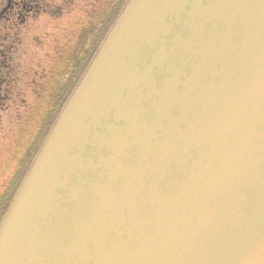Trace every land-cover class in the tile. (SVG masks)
Returning a JSON list of instances; mask_svg holds the SVG:
<instances>
[{"label":"water","instance_id":"95a60500","mask_svg":"<svg viewBox=\"0 0 264 264\" xmlns=\"http://www.w3.org/2000/svg\"><path fill=\"white\" fill-rule=\"evenodd\" d=\"M0 264H264V0H126L0 221Z\"/></svg>","mask_w":264,"mask_h":264},{"label":"flooded vegetation","instance_id":"af4514ba","mask_svg":"<svg viewBox=\"0 0 264 264\" xmlns=\"http://www.w3.org/2000/svg\"><path fill=\"white\" fill-rule=\"evenodd\" d=\"M48 2H0V24L6 34L3 41H18L17 46L3 44V50L0 49L3 58L0 61V221L99 44L94 46L93 41L106 16L112 13L115 0H104L84 21H67L64 29L59 22L69 16L72 7L66 10L56 7V13L50 12L52 6ZM41 17L51 19L55 25L53 32L39 39L34 50L24 51L21 61L16 60L17 49L31 34L33 23L38 26Z\"/></svg>","mask_w":264,"mask_h":264},{"label":"rangeland","instance_id":"374dc122","mask_svg":"<svg viewBox=\"0 0 264 264\" xmlns=\"http://www.w3.org/2000/svg\"><path fill=\"white\" fill-rule=\"evenodd\" d=\"M49 1L48 3L52 6V9H50V12H55L57 9L56 7H63L66 9L72 7L71 11H68L67 17L63 18L59 24L63 27V29L67 26L66 22L70 21V23L75 22H81L82 20L86 18V16L93 14V12L96 11V9H99V6L101 3L104 2V0H45ZM73 2V4H71ZM64 10V11H65ZM85 11H88V14H85ZM56 13V12H55ZM55 13H50L51 16H55ZM57 17L58 13H57ZM49 19V17H41L39 20V24L37 27H35V24L33 23L31 34L27 35V40H24L22 44H20L19 49L16 51V60L21 61L23 59V53L26 50H34V47H36L38 40L43 39L47 37V35L51 34L53 31V27L55 26ZM3 37H6L5 30L2 28V25L0 24V49L3 44H9L13 46H17L18 41H14V43H7L3 41ZM13 39V38H12ZM23 39V37L21 38ZM3 50V49H2ZM0 50V51H2ZM28 50V51H29ZM1 53V52H0ZM2 57L0 54V61H2Z\"/></svg>","mask_w":264,"mask_h":264},{"label":"trees","instance_id":"16d2710c","mask_svg":"<svg viewBox=\"0 0 264 264\" xmlns=\"http://www.w3.org/2000/svg\"><path fill=\"white\" fill-rule=\"evenodd\" d=\"M2 0H0L1 2ZM126 2V0H115L114 3V7H113V11L110 15L106 16L105 21H104V25L102 27V29L97 33L96 35V39H94L93 41V45H97L100 40L102 39V37L104 36V33L106 32V30L110 27V25L112 24V22L114 21L116 15L118 14V12L120 11V9L122 8L123 4ZM93 40V39H92ZM92 48V47H90ZM93 50V49H92ZM91 50V51H92ZM90 51V53H91Z\"/></svg>","mask_w":264,"mask_h":264}]
</instances>
